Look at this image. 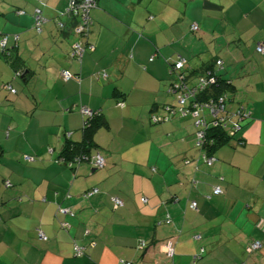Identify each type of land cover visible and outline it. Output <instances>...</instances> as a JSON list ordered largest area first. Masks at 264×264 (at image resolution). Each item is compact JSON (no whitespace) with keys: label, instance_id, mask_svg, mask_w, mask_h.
<instances>
[{"label":"crops","instance_id":"obj_1","mask_svg":"<svg viewBox=\"0 0 264 264\" xmlns=\"http://www.w3.org/2000/svg\"><path fill=\"white\" fill-rule=\"evenodd\" d=\"M69 1L0 0V38L16 33L9 34L8 50L0 49V162L11 170L0 182V264H166L169 238L176 241L169 264H264V53L257 50L264 46V0H97L87 37L95 49L81 60L69 55L75 34L57 26ZM37 9L47 19L42 33L34 28ZM186 17L190 31L201 32L197 37L180 27ZM180 57L188 69L223 59L230 95L250 111L211 165L201 166L198 146L193 156L195 118L151 120L174 104L162 101L161 92ZM63 69L78 77L64 80ZM17 80L26 92L16 89ZM82 107L108 119L94 137L104 168L85 161L74 171L59 162L66 132L82 139ZM4 129L7 140L13 133L18 141L34 140L16 149L13 164L3 159ZM24 155L33 161L21 162ZM160 168L167 172L156 174ZM216 186L221 194H214ZM93 187L99 192L85 197ZM114 196L123 207H115ZM59 206L75 215L59 214ZM255 241L261 246L250 251Z\"/></svg>","mask_w":264,"mask_h":264},{"label":"built area","instance_id":"obj_2","mask_svg":"<svg viewBox=\"0 0 264 264\" xmlns=\"http://www.w3.org/2000/svg\"><path fill=\"white\" fill-rule=\"evenodd\" d=\"M97 6V0H70L68 7L61 12L58 26L59 28L65 29L67 27L64 19H73L75 17H79L80 21L74 25L72 32L77 35L80 39L75 42L71 46V59H81L84 52L86 50L93 51L95 49V44L93 42H88L87 37L91 32L92 19L90 16V11ZM34 28L38 33L43 32V27L47 19L43 16L42 11L37 9L34 13ZM193 30H198L199 26L197 23L192 25ZM86 38V39H85ZM9 42V35L4 34L0 38V49L2 51H7ZM257 50L261 53H264V46L259 44L257 46ZM218 65L222 66L223 61L218 60ZM185 68V60L180 57L172 67L171 73H176L177 77L174 84L170 85L169 92L170 93H180L178 98V104L170 105L167 104L164 109L166 110V114L163 116L153 114L151 120L154 124L168 122L175 116H192L195 118V126H196V139L197 146L202 149L204 144L207 142L208 128L210 126H224L228 129L230 136H236L243 128V122L245 119L250 117V111L248 109L245 110L244 106L229 111L227 105V98L221 95L217 99L207 100L205 102H196V96L200 94L203 90L207 88L209 85H215L218 83V77L213 73H206L198 77V83L196 85H191L186 83L184 76L181 74V71ZM61 75L64 80H70L73 78V74L68 69H63L61 71ZM10 90L16 91L12 85H6ZM123 105V102L119 103ZM81 112L87 118L92 117L94 115V111L88 107H82ZM67 138L72 136V132H67L65 135ZM202 158L204 161L211 165L215 156H209L205 151H202ZM62 162H65L64 158L60 159ZM88 161L92 163L97 168H103L106 166L105 157L97 151L95 154H91L89 157L84 158H75L69 162L70 167H79L82 162ZM7 186H11V182H6ZM99 192L98 188L91 189L85 192V197H90ZM214 194H221L223 192L220 186H216L214 188ZM145 201L146 199L143 198ZM113 202L116 208H120L124 206V201L117 196L113 197ZM192 207L197 208V201L192 202ZM58 213L66 216V215H75V211L68 207L59 206ZM167 221H170V217L167 216ZM61 226L63 228H68L70 224L67 221H61ZM39 234L41 238H47L45 233L39 229ZM145 242H141L140 247H145ZM261 246L260 241H255L250 247V251L258 249ZM166 256L169 260H172L176 254V241L174 238H169L165 242L164 245ZM204 252V248L201 249V253ZM77 256H81L83 254V250L79 247H76ZM200 258V255H196L195 259ZM126 264H131L130 262H126Z\"/></svg>","mask_w":264,"mask_h":264},{"label":"trees","instance_id":"obj_3","mask_svg":"<svg viewBox=\"0 0 264 264\" xmlns=\"http://www.w3.org/2000/svg\"><path fill=\"white\" fill-rule=\"evenodd\" d=\"M91 11H90V16H91ZM91 19H92V16H91ZM68 21L70 22V25H68L66 23L67 26L70 29H73L76 22L78 23L80 21V18L77 16L74 18V20L69 19ZM92 22H93V19H92ZM92 25H93V23H92ZM92 25H91V28H92ZM61 29L63 30V28H61ZM88 42H90L89 39H88ZM86 51H90V50H86ZM69 55H71V51H70ZM9 59L12 60L13 57L12 58L10 57ZM76 60H81V59L77 58ZM218 60L223 61V59H221V58H216V59H214V61L212 63L206 64V65H204L198 69H188L185 67L181 71V74L184 76L185 80H187L186 83L191 84V85L192 84L196 85L198 83V77L203 75V74H206L208 72L213 73L218 77V83H216L215 85L207 86V88L205 90H203L200 94H198L196 96L195 101L199 103V102H205L207 100H213V99L215 100V99L219 98L221 95H223L227 98L226 102H227L229 111L232 112L233 110L240 108L241 106H244L245 110L248 109L244 103L236 102L234 100V97L232 95H230V91L234 88L233 82L231 80L223 77V74L221 73V71L225 68L224 67V61H223V65L220 66L217 63ZM176 61H174V63L170 64L171 70H172V67L174 66ZM12 62L15 65V58L12 60ZM77 77H78L77 75L73 74V78H77ZM175 81H176V79L173 78L171 81V84H174ZM93 111H94V115L92 117L87 118V117L83 116L84 125L81 129L82 139L80 141H74L72 139V136L70 138L66 137L64 144L61 148V152L59 154V162H62L60 159L64 158L65 162H63V164L66 165L68 168H71L74 171H76V169L78 167H70L69 162L71 160L77 158V157H79V158L80 157L81 158L89 157L91 154H95L97 151H99V150H97L98 148H97V144H96L95 138H94L95 134L102 127H108L109 126L108 119L106 118L104 113H101V111H99V110H93ZM232 138H235V136H230L228 129L226 127H224L223 125L220 127L210 126L208 128L207 142L204 144V146L201 150L205 151L209 156H214L215 152L221 146L228 143ZM94 149H95V152L93 153ZM94 188H97V187L87 189L83 192V194H85V192H87L91 189H94ZM170 261L172 262L173 259L169 260L168 263H166V264H169Z\"/></svg>","mask_w":264,"mask_h":264},{"label":"rangeland","instance_id":"obj_4","mask_svg":"<svg viewBox=\"0 0 264 264\" xmlns=\"http://www.w3.org/2000/svg\"><path fill=\"white\" fill-rule=\"evenodd\" d=\"M172 1V3H175V2H179L178 0H171ZM183 12H184V6H183V8H180ZM191 20H189V17H186L185 18V21L183 22V20H181V22H180V27L181 28H184V29H186V33L187 34H189L188 36L189 37H191V36H194V37H197V35H199L201 32L200 31H197V32H195V33H193V32H191L190 31V24H191ZM7 29H10V26H7ZM10 31H12V30H10ZM10 31H8V32H5L6 34H11V35H13L14 37H15V35H16V33H15V31H12V32H10ZM10 32V33H9ZM188 37V38H189ZM80 38L76 35H72L71 36V40H70V42L72 41V43H71V46L75 43V42H77L78 40H79ZM203 42V41H202ZM65 44H67L66 42H64ZM186 43H188V40H183L182 41V44H186ZM180 50L182 51V49L180 48ZM47 59V58H46ZM185 60V59H184ZM171 76H172V78H176L177 77V74L176 73H172L171 74ZM4 79H7V78H4ZM34 83H31V86L33 85ZM15 85V87H16V89H18L19 90V92L20 93H22V90H23V92H26V90H25V83H23L21 80H17V82H16V84H14ZM24 86V87H23ZM30 86V87H31ZM170 88V86H167V90ZM3 90H4V87L2 88ZM167 90L166 91H162L161 92V94L163 95V98H162V96H161V98H162V101L164 100V99H166L167 101H171L172 103H174L173 105H176L177 106V104H178V98H179V96H180V93H172V94H169L168 92H167ZM165 92V93H164ZM167 92V93H166ZM12 93V94H11ZM14 93V94H13ZM4 94H8V95H10L11 97L10 98H12V99H15L16 97H17V95H15V92H11V91H9L8 92V89L7 90H4ZM165 96V97H164ZM114 124H115V128H117V129H119L120 128V126H119V123L118 122H114ZM5 133H7V131L4 129L3 130V136H1V139L3 140V144L5 145V147H6V149L8 150V152L5 154V156H4V161H6V162H9V163H14V160L13 159H15V152H16V149H19L20 147H22V146H25V145H27V144H29L30 142V140H32V141H34L32 138H30L29 137V140H28V138L26 137V136H20V140L18 141V139L16 138L15 139V135H14V133H13V135H12V137H11V139L10 140H7V137H6V135H5ZM6 137V138H5ZM192 142H193V146H194V152H193V156L196 158V159H198V153H195L196 152V150H198V147H197V139H196V137H195V135H194V137H193V139H192ZM119 148V147H118ZM121 150H123V148H121ZM170 153V152H169ZM123 155H124V157H127V156H129L130 155V153H129V150H124V153H123ZM131 155L133 156V155H136V154H133V153H131ZM171 156V154H169V157ZM3 157V156H2ZM28 156L27 155H24L23 156V158H22V161L21 162H24V163H27V164H30V163H28V161H33L32 160V158L33 157H30V158H27ZM181 157L182 156H177L176 155V157H174V162L176 163H178L179 162V159H181ZM183 161V160H182ZM170 162H171V160H170ZM193 163H195V165L197 166V161H195V162H193ZM170 164V163H169ZM85 165H87V166H89L90 168H97L96 166H94L93 164H91V163H88V162H86L85 163ZM171 165H174V163H171ZM171 165H169L170 166V168H171ZM204 165H206V163L204 162V160H203V163H202V165L201 166H204ZM208 166V165H207ZM97 169H100V168H97ZM170 171H171V169H169ZM165 172H167V170H164ZM161 168H160V170H159V172L158 173H156V174H163V173H165ZM155 173L152 171V169L151 168H149V176H152V175H154ZM10 175H11V170H10V167H8V163H5V164H3V163H1L0 162V182H3V179L5 178V177H7V178H10ZM25 176H28V171H25ZM167 176L169 177L170 176V173L169 174H167ZM169 182V179L167 178V179H165V181H164V184H163V186H166V184ZM141 184V186H143V183L141 182L140 183ZM5 186H7V185H5ZM165 190V188L162 190V191H164ZM140 198H141V195H139V198H138V200H140Z\"/></svg>","mask_w":264,"mask_h":264}]
</instances>
